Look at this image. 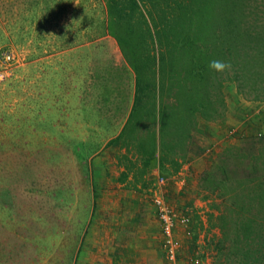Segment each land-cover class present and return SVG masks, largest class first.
Here are the masks:
<instances>
[{
	"label": "rangeland",
	"instance_id": "374dc122",
	"mask_svg": "<svg viewBox=\"0 0 264 264\" xmlns=\"http://www.w3.org/2000/svg\"><path fill=\"white\" fill-rule=\"evenodd\" d=\"M105 21L104 0H0V264H111L109 255L116 254L112 245L122 242L123 234H116L113 243L109 234L116 231L110 228L111 216L117 218L120 206L112 212L115 193L110 192L107 148L101 144L105 129L96 119L84 123V129L74 125L80 101L99 109L120 105L119 97L128 104L134 74L119 49L109 44L112 37L91 43L99 60L92 67L91 52L81 48L83 64H78L85 71V85L77 82L82 67L77 69L67 53L82 32L76 24L90 26L91 35L102 31L99 24ZM116 54L124 70L113 63ZM226 91L232 99L238 94L234 84H227ZM98 126V138L97 130H86ZM211 140L205 132L195 133L194 156L209 154ZM212 155L200 176L218 154ZM169 175L160 172L158 181ZM216 214L205 219L219 234L212 224ZM118 222L125 223L122 211ZM206 253L204 264H211L209 246Z\"/></svg>",
	"mask_w": 264,
	"mask_h": 264
},
{
	"label": "trees",
	"instance_id": "16d2710c",
	"mask_svg": "<svg viewBox=\"0 0 264 264\" xmlns=\"http://www.w3.org/2000/svg\"><path fill=\"white\" fill-rule=\"evenodd\" d=\"M104 1L100 32L116 39L136 85L129 118L109 141L138 154L136 177L152 166L176 173L191 160L195 133L226 116L227 84L264 101V0ZM212 60L229 67L216 72ZM241 142L226 145L199 178L220 200L211 264H264V135Z\"/></svg>",
	"mask_w": 264,
	"mask_h": 264
},
{
	"label": "crops",
	"instance_id": "0c3cea01",
	"mask_svg": "<svg viewBox=\"0 0 264 264\" xmlns=\"http://www.w3.org/2000/svg\"><path fill=\"white\" fill-rule=\"evenodd\" d=\"M75 28L78 30L77 32H81V30L82 32L80 35H75L77 36L75 37V42L78 44L69 48L67 53L74 56L73 59L77 69L82 67L78 64L81 61L78 57H80L79 55L83 45L87 51L91 52V54H89L90 59H88V67H92V62L96 63L99 61L97 60L98 57H96L95 53L92 52L94 47L91 43L94 41L95 43L98 42L102 36L112 37V40H109V44L113 43L111 44L112 49L114 50V46H116L123 57L116 39L110 34L105 32L101 33L99 30L96 32L91 31L93 34L89 35L90 26L87 25L78 26L76 24ZM84 32H86L87 36L84 35ZM96 49L99 50L98 47ZM112 54H115V51L114 53L112 52ZM94 55L96 58H94ZM93 59L95 61H93ZM118 59L119 58L116 54L117 62L113 63H116L124 70V62H120ZM81 64H83V61H81ZM127 65L131 68L128 62ZM93 68L94 70L92 71H95V65ZM131 70L134 74L132 68ZM76 75L78 84L82 82L83 85H85V71L83 70V67L82 70L76 72ZM90 81H93V84L95 83V80ZM135 86L134 74L132 96H130V100L126 105H124V102L122 101L123 98L120 97L121 104L114 105L113 109L109 108L108 104L104 105L103 108H101L102 106H99V109L96 107L97 105L95 103L89 106L87 103L84 104L80 101V105H78L75 112V129H79L80 126L84 129V123L86 126L90 120L96 119L97 121H94V123L96 122L100 124V127L105 129L106 132L101 136L102 138H100L101 144L103 145L102 147L107 148L104 153H107V165H110L108 166L111 178L109 183L111 182L112 188L110 192L115 193L111 195V197H115L113 201L115 202V206L113 207L114 210H112V212L114 211L113 213H117L115 212V209H117V206H120V208H118L120 214H117V218L111 216L112 222L110 228H116V231L113 230L114 232L111 231L109 234L112 235V243L114 238L116 239V234L121 233L124 235L123 238H121L122 242L120 244L117 242H115V244L113 243L111 253L113 251L116 252V254L113 255L112 253V255H109V261L111 264H166L162 247L163 237L161 224L157 217L156 208L152 202L153 194L158 191L164 195L168 204L175 209L178 215L187 214L192 218V236L185 233L184 227L180 222L177 221L175 224L174 235L180 243V264H190V258L195 256H200L203 258V261L205 258L206 263L208 260L206 258V251H208L209 246L208 241L214 236H217L218 232L216 233V229L212 227V225L208 227L205 216L215 215L217 208L214 206L216 205V200L213 199V196L207 194L199 187L198 180L200 174L203 172L205 166L207 167V162L210 163V156L212 154H218V152L225 145H228L229 142L250 135L264 134V101L246 100L239 94H236V96H234L235 98L232 99V96H229L228 94V109L226 116L218 122L210 124H206L209 122H205L203 125L205 134L211 135L212 138V140L209 141L211 152L209 154L203 153L200 155L199 153L201 152H199L195 156L193 154L188 163L181 166L176 173L166 176V182L161 185L157 178V175L160 174L158 167L152 166L148 168L142 179L139 176L136 177L135 171L137 170V167L142 166L141 161L137 158L138 154H136L133 148H130L132 151H127V149H125L117 140L109 141L118 134L129 118L134 103ZM107 101L108 100L105 99V103H107ZM104 108L106 109L104 110ZM87 129L90 131L97 130L95 138H98V131L100 130L99 126L91 128L87 127L86 130ZM230 129L235 131L233 135L229 134ZM108 131L110 133H108ZM78 138L81 139V136ZM83 138L85 137L83 136ZM216 156L217 155H215V157ZM111 157L112 160L110 161ZM127 167H131V169ZM125 170H129V174L125 179H121L120 174ZM118 188H123L124 190L119 191L117 190ZM108 197H110V195H108ZM121 204L123 206H121ZM121 211L124 214L125 223L120 226L118 220ZM126 214L128 219H125ZM206 227L209 228V231ZM100 231H103V229H100ZM95 233L96 232H93V235ZM183 252L188 255H182ZM121 253L124 254L123 257L120 255ZM117 256L119 259H117Z\"/></svg>",
	"mask_w": 264,
	"mask_h": 264
},
{
	"label": "built area",
	"instance_id": "2783aa9c",
	"mask_svg": "<svg viewBox=\"0 0 264 264\" xmlns=\"http://www.w3.org/2000/svg\"><path fill=\"white\" fill-rule=\"evenodd\" d=\"M160 184L166 182L165 177L159 179ZM153 204L157 211V217L162 229V247L166 264H180L179 248L180 243L174 235L176 222H180L184 227L185 233L192 236L191 217L187 214L178 215L175 209L168 204L164 195L160 192H155L152 196ZM190 264H204L200 256L190 258Z\"/></svg>",
	"mask_w": 264,
	"mask_h": 264
},
{
	"label": "clouds",
	"instance_id": "9594fccd",
	"mask_svg": "<svg viewBox=\"0 0 264 264\" xmlns=\"http://www.w3.org/2000/svg\"><path fill=\"white\" fill-rule=\"evenodd\" d=\"M229 66L221 60H212L209 62V68L216 72H224Z\"/></svg>",
	"mask_w": 264,
	"mask_h": 264
}]
</instances>
